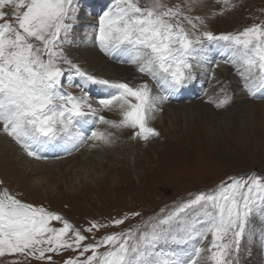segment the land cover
Returning a JSON list of instances; mask_svg holds the SVG:
<instances>
[{"label":"snow or ice","instance_id":"1","mask_svg":"<svg viewBox=\"0 0 264 264\" xmlns=\"http://www.w3.org/2000/svg\"><path fill=\"white\" fill-rule=\"evenodd\" d=\"M195 2L110 0L86 33L105 56L134 66L159 86L163 95H156L147 83L133 86L91 75L69 57L66 46L80 21L82 0H0V134L35 160L48 159L42 153L50 148L71 155L89 141L92 149L115 146L124 130L130 140L159 137L150 121L196 79V69L208 70L213 63L205 41L227 55L223 63L235 69L243 90L264 100V20L217 35L204 30V18L191 14ZM215 3L221 8L214 14L234 7L231 0ZM66 72L80 78L68 85L79 88V95L62 90ZM89 86L105 94L93 101ZM220 91L218 99L210 98L217 108L232 99L226 89ZM103 111L119 119L99 115ZM96 124L106 129L90 127ZM257 216H264V176L252 174L229 177L146 217L133 211L108 223L90 221L83 230L0 188V258L53 264L51 254L72 251L77 255L63 264H244ZM137 217L138 223L121 228ZM109 227L120 230L97 238Z\"/></svg>","mask_w":264,"mask_h":264},{"label":"rangeland","instance_id":"2","mask_svg":"<svg viewBox=\"0 0 264 264\" xmlns=\"http://www.w3.org/2000/svg\"><path fill=\"white\" fill-rule=\"evenodd\" d=\"M109 2L110 0H82L83 11L70 38L71 46H66L67 54L82 70L98 78H101L96 75L99 70L101 76H110L108 80L122 81L133 86L145 82L153 90V94L163 95L159 86L147 76L136 72L134 66L118 65L117 59L105 56L94 42L87 40L86 33L96 24L94 12L100 13ZM165 2L175 4L184 0ZM231 3L234 7L219 15L214 14L221 8L215 0H196L191 14L204 18V30L217 35L239 32L264 20V0H231ZM4 10L10 11L7 8ZM205 44L209 45L207 41ZM209 49L208 52L214 53L213 56L218 57L220 63H213L207 78H198V82H189L185 87L187 92L198 93L196 97L178 102L173 99L175 93L170 97L171 102L162 105V112L156 114L155 119L149 123L150 127L160 133L159 137L146 141L130 140V131L124 130L115 146L98 149V156L95 158L106 175H102L99 170L94 171V174H86L78 168L76 163L83 161L85 157L90 159L94 151L89 148V142L71 155L61 148L49 149L52 151L51 155L47 153L49 150L42 153L48 157L46 163L44 160L27 158L14 142L17 148L12 157L17 161L14 163L21 165L9 170L4 164L5 168L0 165V188H6L25 203L42 206L49 212L61 215L74 227L83 230L89 226L90 221L108 223L112 218H119L133 211H139L146 217L166 205H172L174 201L187 198L190 193L213 188L229 177L250 174L264 176V100L254 99L243 90L235 69L230 64L223 63L227 55L222 54L220 47L210 44ZM106 63L131 71L119 75L116 67L107 68ZM202 70L204 69H196V76H203L208 71L201 73ZM78 78L67 72L63 78L64 88L73 95L80 94L79 88L68 85H77ZM90 87L88 93L90 97L94 96L93 101L105 94V90L99 86ZM221 88L226 89L232 99L229 104L217 108L214 102H210V98L215 101L222 96L224 93L220 91ZM210 91L212 92L209 94ZM197 103L202 106L194 107L188 113L182 110ZM99 115L119 119L115 112L103 111ZM158 116L164 118L163 128L157 125ZM90 127L100 131L106 129L102 124ZM2 135L0 134V142L12 148V143H7ZM70 158H75L76 163L75 159H72L74 163L63 162ZM36 162L39 164L33 165ZM139 220V217L129 220L121 228L138 223ZM52 226L58 228L61 224L53 221ZM119 230L105 228L96 233V236L99 238L105 233ZM261 233H264V216H257L254 220V236L247 244L248 254L243 257L244 264H264V238ZM51 255L53 264H63L65 259L74 257L77 253L65 251L59 256ZM13 259H18L20 264H44L42 261L22 257L0 258V264H10Z\"/></svg>","mask_w":264,"mask_h":264},{"label":"bare ground","instance_id":"3","mask_svg":"<svg viewBox=\"0 0 264 264\" xmlns=\"http://www.w3.org/2000/svg\"><path fill=\"white\" fill-rule=\"evenodd\" d=\"M96 63L98 64V60L96 59ZM106 66H107V68H111V66L112 67H116V73L117 74H119V75H123V74H125V73H127V72H130L131 70L130 69H126V68H119L118 66H115L114 64H112V63H106ZM114 70V69H113ZM130 70V71H129ZM96 75H99L102 79H110V76H101V74H100V71L98 70V71H96ZM145 83V82H144ZM153 91V90H152ZM212 91H210V92H208L209 94L211 93ZM207 96H209L208 94H207ZM198 106H202V105H199L198 103L195 105V106H189V107H186V109H182V110H184V112H190V111H193V108L195 107V108H197ZM180 110V109H179ZM264 110V109H263ZM187 112V113H188ZM173 113V112H172ZM193 113V112H192ZM176 114V113H175ZM114 119V118H113ZM157 121V125H159V126H161L162 128H163V126H164V118H163V116H158V119L156 120ZM263 129V128H262ZM163 131L165 132V128L163 129ZM264 132V131H263ZM3 137H2V139H4L5 141H7V143H12V145L10 144V146L12 147V148H9V147H7V145H5V144H3L2 142H0V165L2 166L3 164L6 166V168L9 170V169H13L12 167L13 166H16V165H21L20 163L18 164V163H14V162H17L16 161V159L14 158V157H12L13 156V152H15V150H16V146H14V142L9 138V137H7V136H5V135H2ZM11 140V141H10ZM89 143H91V141H89ZM92 149V148H91ZM94 151L92 152V155L90 156L91 158L90 159H85V158H83V161H78L77 163H76V159H75V163L78 165V168L80 169V171L82 172H84V173H93L94 171H97V170H99V171H101L102 173V175H106L107 173H105L104 172V170H103V168H102V165L98 162V159L96 160V158L95 157H97L98 156V149H93ZM111 152V151H110ZM90 153V152H89ZM82 154V153H81ZM258 154V153H257ZM85 155H87V154H85ZM23 157H24V155H22ZM28 158V157H27ZM73 158H70V160L68 159V160H64L63 162H73V160H72ZM131 159V158H130ZM25 162H27V161H25ZM25 162H24V164H25ZM45 162V161H44ZM73 162V163H74ZM46 163V162H45ZM39 163H33V165H38ZM42 164V163H41ZM63 164V163H62ZM68 164V163H67ZM103 164V163H102ZM3 165V167L5 168V166ZM45 165V164H44ZM74 165V164H73ZM39 167H41V166H39ZM22 168V167H21ZM45 168V167H44ZM67 168V167H66ZM5 170V171H8V170ZM39 169V168H38ZM41 169V168H40ZM37 170V169H36ZM42 170V169H41ZM67 170V169H66ZM79 172V171H78ZM75 174V173H74ZM94 174V173H93ZM77 175V174H76ZM89 176V175H88ZM86 177V176H85ZM98 177V176H97ZM90 178V177H89ZM106 182V181H105ZM39 183V182H38ZM95 183V182H94Z\"/></svg>","mask_w":264,"mask_h":264}]
</instances>
